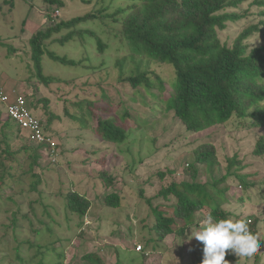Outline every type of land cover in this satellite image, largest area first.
Wrapping results in <instances>:
<instances>
[{"label":"rangeland","instance_id":"1","mask_svg":"<svg viewBox=\"0 0 264 264\" xmlns=\"http://www.w3.org/2000/svg\"><path fill=\"white\" fill-rule=\"evenodd\" d=\"M3 1L0 0V39L8 46H0V90L11 94V101L17 92L24 96L32 112V102L38 98L48 99L50 108L44 119L45 125L49 123L51 114L54 118L52 130L48 131L52 142L50 149L40 151L41 159L34 165L33 172H30L33 160L29 157H24L22 166L18 165L22 155L32 156L30 150H22L18 154V162L5 161L15 168L14 175L22 180L11 183L10 188L0 195V264H38L39 259L32 261L38 250L30 246L32 243L40 245L43 252L48 248L46 264H89L82 257L90 253L100 254L105 264H199L198 259L204 258V245L192 234L199 231L207 220L190 226L184 236L171 235L148 244L151 237L149 226L155 223L149 201L153 200V207L161 205L165 210L175 202L174 199L164 200L160 197V191L174 181L193 179L190 177L192 172L183 174L187 164L194 162L187 150L194 142L216 132L220 134L215 141L220 161L218 172L225 169L228 158L239 153L247 166L245 172L258 183L254 190L246 194L244 202H237L229 194L230 202L228 200L223 206L236 216L235 220L252 218V223H249H256L254 235L260 239V251L251 259H241L232 249H228L225 259L229 264H264V194L257 190L261 188L264 192V158L253 155L255 144L264 131L239 133L219 126L199 136H188L185 126L163 115L161 100L152 96L160 95L157 90L149 93L141 87L137 89L138 94L129 83H120L118 77L121 74L135 73L131 67L123 70L115 67L117 59L127 53L122 50V39L119 38L122 26L105 16L116 14L118 6H126V0H64L65 5L58 10L59 14L51 17L57 23L89 14L96 18L80 23L75 29H63L45 42V48L61 57L83 63L79 67L65 66L46 55L42 58L43 74L57 81L49 86L38 84L32 77L34 68L29 41L39 30L53 25L46 20L45 4L43 0H14V8L10 10V5ZM252 2H241L223 13L240 16L238 21H229L224 30L218 31L223 45L232 47L244 30L254 26H259L260 31H254L245 45H249L250 51L264 45V25H261L264 22V9L252 5ZM117 17L120 15L117 14ZM27 18L29 20L25 24ZM80 30L92 31L107 46L103 55L98 54V44L93 34L86 33L83 39L76 36L69 43L60 44V40L71 31ZM134 61L141 63V71L156 70L168 83L175 77L172 67L151 61L145 54H136ZM71 80L75 81L73 87L64 85L63 81ZM85 90L87 93L95 90L100 93L103 90L107 94L112 105L108 101L104 105L110 117L118 118L127 110L131 118L139 115L144 119L145 124L131 135L132 139H137L135 143H104L95 133L74 124L65 114V102L71 104L72 100H76V95L84 96ZM169 96L170 90L161 95V99ZM133 97L137 99L135 102L131 100ZM0 111L5 119L6 106L2 103ZM40 113L44 111L40 109ZM128 122L130 125L132 122V128L136 129L134 120ZM1 132L0 126V159L8 143L12 150L21 149L25 143L34 149L40 146L32 140L20 138L14 128L8 131L9 140L5 143ZM94 152H99L98 156H94ZM200 171L198 175L206 183L207 177L202 169ZM103 172L111 179L100 178ZM162 173L166 176L161 181L159 175ZM32 174L38 178L35 179ZM216 178L219 179V176ZM38 179L41 182V196L31 187ZM111 180L114 186L108 189L104 184ZM229 182L236 185L235 180ZM225 186L221 185L220 188ZM70 189L87 194L92 201V209L82 228L75 217L71 218L69 224L64 216V197ZM209 190L216 193L214 189ZM111 192L121 196L120 208H103L101 205L102 198ZM52 220L59 221L61 225H56ZM14 221L16 224H13ZM41 222H47L52 231L42 227ZM37 231H41V234H37ZM81 231L83 235H79ZM139 245L142 251L137 250ZM59 254L63 256L61 259L57 258ZM17 256H21L24 262L18 261Z\"/></svg>","mask_w":264,"mask_h":264},{"label":"trees","instance_id":"2","mask_svg":"<svg viewBox=\"0 0 264 264\" xmlns=\"http://www.w3.org/2000/svg\"><path fill=\"white\" fill-rule=\"evenodd\" d=\"M126 1L128 2L126 6H118L116 14L105 16L115 24L122 26V30L119 31V38L122 39V50L127 53L117 59L115 67L121 70L131 67L135 73V75L131 73L130 75L121 74L118 77L120 83H129L138 94L140 92L137 89L141 87L149 93L152 90H157L160 95L152 96L161 100L163 115L185 126L188 136H199L204 132H211L219 126L231 128L239 133L264 131V45L251 51L249 45H245V41L253 35L254 31H260V28L254 26L244 30L232 47L223 45L218 35V31L227 27V22L240 19L237 14H223L226 9L237 7L241 2L249 0ZM3 2L8 3L9 9L13 10L14 0L9 2L4 0ZM43 2L48 14L46 20L49 23L52 22L53 25L48 26L45 30H39L32 36L29 44L34 68L32 77L37 80L38 84L49 86L57 79L43 74L42 58L44 56L49 55L51 60L71 67H79L83 62L70 60L67 57L49 52L45 48V42L49 41L55 34H60L63 29H75L80 23L90 21V18L95 19L96 16L89 14L71 21L57 23L51 17L64 7L65 1L43 0ZM252 5L264 9V0H253ZM52 12L54 13L51 14ZM117 14L120 15L119 18ZM261 25H264V22ZM86 33L95 36L92 31H71L60 40V44H67L76 36L83 39ZM95 39L98 44V54L103 55L107 46L97 36ZM0 46L8 45L0 39ZM136 54H145L151 61L172 67L175 73L172 82L168 83L165 77L163 78L161 73L156 70L141 71V63L136 64L134 61ZM63 83L71 88L75 81H63ZM168 90H170V96L162 100L161 95L166 94ZM84 93V96L76 95L74 98L76 100H72L71 104L68 101L65 102L67 104L65 114L72 119L76 126L82 130H88L92 134L95 133L104 143L123 145L137 141L135 137L132 139L131 135L134 133L133 131H139L145 124L141 116L131 118V114L126 110L123 115H118V118L110 117L104 102L108 101L109 105L112 103L103 90L100 93L97 90L87 93L85 90ZM131 100L135 102L137 99L133 97ZM0 103L2 102L0 101ZM31 104V110H33L31 114L42 124H45L44 119L50 108L49 100L38 98ZM40 109L44 113H40ZM6 114L4 119V115L0 111L1 134L5 143L9 140L8 131L13 128L23 140H32L30 131L21 129L8 113ZM53 118L54 115L51 114L49 123L44 125V130L47 133L52 130ZM130 120L135 121L134 127L136 129L132 128V122L131 125L128 122ZM219 136L220 134L217 132L212 133L205 139L194 142L191 149L187 150L192 154L190 158H193L194 162L187 164L183 174L192 172L190 177L193 179L174 181L171 186L160 191V197L164 200H175L174 203L167 206L168 211L163 209L161 205L153 207V200L149 201L155 223L153 226H149L151 237L147 241L148 244L162 241L171 235L175 237L184 236L190 226L203 223L208 217H211L213 222L219 219H236V216L224 209L223 204L227 203L228 200L230 202L231 197H235L239 203L244 202L246 194L254 190L258 183L251 180L250 175L245 172L247 166L243 164V159L239 153L228 158L225 169L218 172L220 171L218 168L220 161L215 141ZM47 149H50V144L44 143L34 149L25 143L21 149L12 150L8 143L0 159V195L2 191L10 188L11 183L22 180L14 175L13 170L15 168L7 165L5 161L18 162V154L22 150H30L33 152L32 156L22 155L18 165L22 166L24 157H29L33 160L30 168V172H33L34 165L38 164L41 159L40 151ZM98 153L94 152L93 155L98 156ZM253 155L264 158V134L258 138L253 149ZM201 169L203 175L207 177L206 183H203L198 175ZM165 176L164 173L160 174V180L162 181ZM216 176H219V179ZM32 177L38 178L34 174ZM100 178L103 180L111 179L104 172ZM230 180H235L236 185L231 184ZM40 184L39 179L31 184L32 190L37 192L39 196L42 195L39 188ZM104 185L111 189L114 186L113 180ZM221 185L226 186L220 188ZM209 188L214 189L216 193L210 191ZM257 190L264 194L261 188ZM237 191L238 196H236ZM64 199L66 221L70 224L71 218L75 217L77 221H80L78 226L82 228L92 209V201L87 194L76 189L68 190ZM121 201L119 194L111 192L102 198L101 205L103 208L117 209L121 207ZM239 220L248 224L251 233H256L254 228L256 223L250 224L252 218ZM52 221L56 225H61L59 221ZM13 224L16 222L14 221ZM41 225L47 227L48 231H52L47 222H41ZM37 234H41V231H37ZM79 235H83L82 231ZM30 246L38 249L32 257V261L39 259L38 264H46L48 254L46 250L48 248H45V252H43L40 245L32 243ZM54 251H57L56 248ZM62 257L59 254L57 258L61 259ZM143 257L148 259L145 254ZM17 259L24 262L21 256H17ZM82 259L88 261L89 264H105L103 258L97 253L86 254ZM203 259V257L198 259L199 264H202Z\"/></svg>","mask_w":264,"mask_h":264},{"label":"clouds","instance_id":"3","mask_svg":"<svg viewBox=\"0 0 264 264\" xmlns=\"http://www.w3.org/2000/svg\"><path fill=\"white\" fill-rule=\"evenodd\" d=\"M56 14L59 13L56 12L54 17ZM192 236L204 245L202 264H229L225 259L228 249H232L241 259H251L261 248L259 237L250 232L248 224L243 220L228 218L213 222L208 217L204 226Z\"/></svg>","mask_w":264,"mask_h":264},{"label":"built area","instance_id":"4","mask_svg":"<svg viewBox=\"0 0 264 264\" xmlns=\"http://www.w3.org/2000/svg\"><path fill=\"white\" fill-rule=\"evenodd\" d=\"M0 101L6 105L7 113L18 126L23 130H28L32 134V140L36 144H51V137L44 131L43 124L36 119L28 108L25 97L16 93L15 99L11 101V94L4 93L0 90ZM138 251H142L141 245L137 247Z\"/></svg>","mask_w":264,"mask_h":264},{"label":"crops","instance_id":"5","mask_svg":"<svg viewBox=\"0 0 264 264\" xmlns=\"http://www.w3.org/2000/svg\"><path fill=\"white\" fill-rule=\"evenodd\" d=\"M40 18H41V16L39 17V20H40ZM28 20H29V19L27 18V19H26V23H27ZM26 23H25V24H26Z\"/></svg>","mask_w":264,"mask_h":264}]
</instances>
